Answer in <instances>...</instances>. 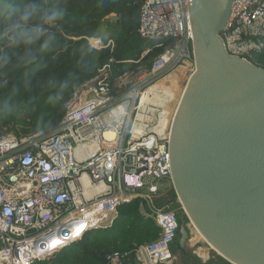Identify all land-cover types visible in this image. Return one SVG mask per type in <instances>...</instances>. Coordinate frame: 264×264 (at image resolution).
I'll use <instances>...</instances> for the list:
<instances>
[{
    "label": "built area",
    "instance_id": "2783aa9c",
    "mask_svg": "<svg viewBox=\"0 0 264 264\" xmlns=\"http://www.w3.org/2000/svg\"><path fill=\"white\" fill-rule=\"evenodd\" d=\"M137 33L145 39H169L149 70L128 71L111 80L110 58L74 87L54 129L23 137L6 127L1 130L0 264L50 260L88 232L110 227L118 207L133 200L152 214L158 234L129 250L105 253V264L175 260L171 243L177 237V209L157 205L166 192L160 181L171 182L168 129L158 134L147 126L134 136V126L141 95L150 85L180 65L190 74L194 70L188 0H141ZM219 37L230 56L251 62L254 54L264 53V0H231ZM7 41L13 40L7 35ZM87 41L97 50L114 45L96 47ZM106 131L112 132L111 139L104 137ZM150 136L154 141L147 148L144 142ZM21 185H28L27 191L12 195L11 189ZM80 225H86L85 231L74 237ZM57 241L63 243L53 247Z\"/></svg>",
    "mask_w": 264,
    "mask_h": 264
},
{
    "label": "water",
    "instance_id": "95a60500",
    "mask_svg": "<svg viewBox=\"0 0 264 264\" xmlns=\"http://www.w3.org/2000/svg\"><path fill=\"white\" fill-rule=\"evenodd\" d=\"M188 5L194 70L170 126L172 188L187 222L220 258L228 264H264V69L223 47L219 33L231 0H188ZM153 141L150 136L144 145L150 148ZM27 189L15 186L11 194ZM139 212L152 218L144 205ZM177 236L183 251L186 223Z\"/></svg>",
    "mask_w": 264,
    "mask_h": 264
},
{
    "label": "trees",
    "instance_id": "16d2710c",
    "mask_svg": "<svg viewBox=\"0 0 264 264\" xmlns=\"http://www.w3.org/2000/svg\"><path fill=\"white\" fill-rule=\"evenodd\" d=\"M140 1L0 0V132L6 127L23 137L54 129L63 118L64 104L74 87L110 58L114 60L111 80L142 64L150 68L169 39L138 35ZM112 13L120 16L115 26L106 18ZM87 38L114 45L97 50L89 46ZM251 62L264 69V53L254 54ZM183 81H171L178 85L177 96L185 86ZM160 86L168 88L169 82ZM168 204L179 207L173 189L157 201L158 206ZM127 205L130 211L126 213L125 205H120L110 227L90 231L60 255L33 264H105V253L123 252L133 244L155 239L158 228L152 218L140 214L139 201ZM175 218L178 227L187 222L180 208ZM177 240L178 236L175 241L180 249ZM214 262L228 264L222 258L208 261Z\"/></svg>",
    "mask_w": 264,
    "mask_h": 264
},
{
    "label": "rangeland",
    "instance_id": "374dc122",
    "mask_svg": "<svg viewBox=\"0 0 264 264\" xmlns=\"http://www.w3.org/2000/svg\"><path fill=\"white\" fill-rule=\"evenodd\" d=\"M115 22L117 21H114L112 19L110 20V23L113 26L116 25ZM148 68L149 67H147L145 64H142L137 69L140 71H144L147 70ZM189 76H190V72L188 71L187 68H179V69L177 68L175 70H172L171 72L166 73L165 75L160 77L155 82V84L151 85L142 93V97L140 101L151 105H157L158 107L165 110L174 111L176 109V104H178L180 94L182 92L180 91L181 93L177 96L178 85L172 84L171 81H175L178 78L184 79L183 84L186 85ZM162 82H169L168 88L161 89L160 85ZM113 93L118 96L119 91L115 89ZM160 186L164 188L166 191L173 189L171 182L166 180L160 181ZM124 205L125 206H123V208L125 212L128 213L130 211V207L127 205V203H125ZM168 205L169 208L172 209L180 208V204L178 205L179 207L177 206L172 207L171 204ZM189 222L190 221L186 222L189 229L188 244L183 251L185 252V254L189 253L190 255L185 257V254L182 253L183 251H179L175 239L172 241L171 246L173 249L176 248L177 253H175L176 254L175 260H173L171 264H215V262L208 263L209 260H214L218 262L220 257L217 255L216 252H213V250L203 241V239L199 236V234L196 232V230ZM194 248H198V251L195 252Z\"/></svg>",
    "mask_w": 264,
    "mask_h": 264
},
{
    "label": "bare ground",
    "instance_id": "6f19581e",
    "mask_svg": "<svg viewBox=\"0 0 264 264\" xmlns=\"http://www.w3.org/2000/svg\"><path fill=\"white\" fill-rule=\"evenodd\" d=\"M90 40H94L95 43H91ZM89 42L93 46H96V47H99V46L103 45V42L101 40L96 39V38H90ZM181 67L184 68L185 66L180 65L177 68H181ZM184 88H185V86H184ZM184 88H183V91H184ZM183 91H182V93L180 95V98H181V96L183 94ZM141 97H142V95H141ZM180 98H179V101H180ZM179 101H178V104H179ZM178 104H176V109H177ZM176 109L174 111L173 110L172 111L171 110H165V109H162V108L158 107L157 105H151V104H147V103H144V102L140 101L139 102V111H138L137 118H136V121H135V126H134V136H138V135L142 134L143 130L144 129L146 130V127L148 126L152 131H155L158 134H161L162 131H165L166 129H168V131L165 133V136L168 137L169 134H170L169 126H170V123L173 120V117L175 115ZM157 110H158V114H156V117H154V114L156 113ZM110 116H111V113L105 114L106 118H109ZM104 137L106 139H111L113 137V134L110 131H106L104 133ZM189 223L193 226V228L196 230V232L199 234V236L203 239V241L214 252H216L214 250V248L211 247L206 242V240L204 239L202 234L198 231V229L195 227V225L193 223H191V222H189ZM186 226H187V224H186ZM187 229H188V226H187ZM188 231H189V229H188ZM194 251L195 252L198 251V248H194Z\"/></svg>",
    "mask_w": 264,
    "mask_h": 264
},
{
    "label": "snow or ice",
    "instance_id": "6c2138e0",
    "mask_svg": "<svg viewBox=\"0 0 264 264\" xmlns=\"http://www.w3.org/2000/svg\"><path fill=\"white\" fill-rule=\"evenodd\" d=\"M86 225H80L78 228H76L75 232L73 233L74 237H79L84 231H85ZM64 234H67L66 230ZM63 242L62 241H57L53 247H57L58 245H61Z\"/></svg>",
    "mask_w": 264,
    "mask_h": 264
},
{
    "label": "crops",
    "instance_id": "0c3cea01",
    "mask_svg": "<svg viewBox=\"0 0 264 264\" xmlns=\"http://www.w3.org/2000/svg\"><path fill=\"white\" fill-rule=\"evenodd\" d=\"M179 251H181V250L179 249ZM174 253H177V250L176 249H175V252ZM135 263H136V261L134 259L129 260V261L126 262V264H135Z\"/></svg>",
    "mask_w": 264,
    "mask_h": 264
},
{
    "label": "flooded vegetation",
    "instance_id": "af4514ba",
    "mask_svg": "<svg viewBox=\"0 0 264 264\" xmlns=\"http://www.w3.org/2000/svg\"><path fill=\"white\" fill-rule=\"evenodd\" d=\"M182 253H183V254H185V252H184V251H183ZM187 256H188V255H186L185 257H187Z\"/></svg>",
    "mask_w": 264,
    "mask_h": 264
},
{
    "label": "clouds",
    "instance_id": "9594fccd",
    "mask_svg": "<svg viewBox=\"0 0 264 264\" xmlns=\"http://www.w3.org/2000/svg\"><path fill=\"white\" fill-rule=\"evenodd\" d=\"M89 39V38H88Z\"/></svg>",
    "mask_w": 264,
    "mask_h": 264
}]
</instances>
